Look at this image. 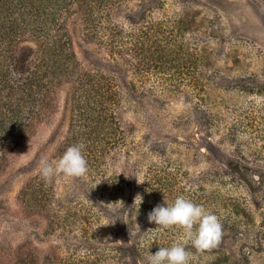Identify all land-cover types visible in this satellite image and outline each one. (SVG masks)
I'll return each mask as SVG.
<instances>
[{
    "label": "rangeland",
    "instance_id": "374dc122",
    "mask_svg": "<svg viewBox=\"0 0 264 264\" xmlns=\"http://www.w3.org/2000/svg\"><path fill=\"white\" fill-rule=\"evenodd\" d=\"M164 11L192 53L169 69L139 51L130 64L107 57L80 11L66 15L80 67L110 77L119 105L109 121L74 117L75 82L53 86L28 141L0 159V264H147L182 237L147 214L180 195L223 225L217 248L187 246L189 264H264V0H166ZM126 16L115 18L146 45ZM79 143L87 174L45 183L39 161ZM133 239L139 254H124Z\"/></svg>",
    "mask_w": 264,
    "mask_h": 264
},
{
    "label": "trees",
    "instance_id": "16d2710c",
    "mask_svg": "<svg viewBox=\"0 0 264 264\" xmlns=\"http://www.w3.org/2000/svg\"><path fill=\"white\" fill-rule=\"evenodd\" d=\"M133 1L136 5L130 6ZM165 2L0 0V159L28 141L34 121L47 108L57 83L75 82L72 101L78 103L79 113L73 112L74 117L85 114L86 118L94 117L93 121L114 117L119 105L114 81L100 70L80 67L66 27L69 12L80 11L89 35L107 57L120 56L125 60L120 63L130 64L139 51L144 66L169 69L189 53L190 47L183 42L181 20L165 13ZM125 10L128 23L145 33L146 45L134 38L137 33L125 29V21L115 18ZM133 240L128 247L118 248L124 254H139L138 243Z\"/></svg>",
    "mask_w": 264,
    "mask_h": 264
},
{
    "label": "clouds",
    "instance_id": "9594fccd",
    "mask_svg": "<svg viewBox=\"0 0 264 264\" xmlns=\"http://www.w3.org/2000/svg\"><path fill=\"white\" fill-rule=\"evenodd\" d=\"M83 143L66 149L58 160L42 158L39 161V174L45 183H50L57 175L83 177L88 172V164L82 149ZM137 183H144L137 180ZM99 184V183H98ZM143 202L140 194L134 198L132 208L135 213ZM114 204H122L117 201ZM166 206L156 205L148 214L149 223H155L162 229L179 228L182 237L170 247H160L154 254H149L147 264H189L192 253L187 250L191 244L196 251L203 253L219 246L223 236V225L219 217L207 211L202 205L192 202L185 196H178L173 203ZM115 223V222H114Z\"/></svg>",
    "mask_w": 264,
    "mask_h": 264
}]
</instances>
